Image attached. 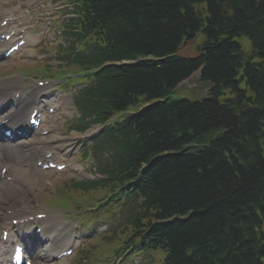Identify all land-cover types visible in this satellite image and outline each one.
Wrapping results in <instances>:
<instances>
[{"label":"trees","instance_id":"trees-1","mask_svg":"<svg viewBox=\"0 0 264 264\" xmlns=\"http://www.w3.org/2000/svg\"><path fill=\"white\" fill-rule=\"evenodd\" d=\"M80 14V39L110 30L123 56L162 58L120 72L103 95L111 110L160 101L135 133L137 151L157 158L146 205L175 218L160 225L168 264H262L264 0H82ZM196 33L199 57H173ZM195 71L204 95L168 100Z\"/></svg>","mask_w":264,"mask_h":264},{"label":"rangeland","instance_id":"rangeland-1","mask_svg":"<svg viewBox=\"0 0 264 264\" xmlns=\"http://www.w3.org/2000/svg\"><path fill=\"white\" fill-rule=\"evenodd\" d=\"M201 38L196 35L195 39L187 44H185V46L182 48L183 51V56H188V57H192L196 55L195 50L193 51V49L195 48L196 44L200 43ZM181 51V53H182ZM192 55V56H190ZM24 55L21 57L23 58ZM21 62L25 63V64H29V61H22L21 59H19ZM14 62H9L6 64H3L6 66V68H14L13 67ZM29 70H26L25 74H30V72H28ZM38 74L35 70H34V75ZM177 90L181 89L180 91H178V93H173V96H183L186 97L188 99L194 100L197 99L201 96L204 95V93L207 91V85L204 83H201L199 81V76H197V74H193L191 77L187 78L186 80L180 82L179 84H177L176 88ZM68 110L70 109L69 104L67 105ZM132 110H134V108H132ZM68 138V146L73 142L75 135L74 134H68L67 135ZM67 177H62V180L65 179H69L72 178L73 176H79V173L73 174L71 172H68V175H66ZM53 182H52V187H54V182H60V177H57L54 180V175L52 176ZM48 194V193H47ZM44 195H46L44 193ZM62 264H69L67 262L62 263ZM92 264H97V263H92Z\"/></svg>","mask_w":264,"mask_h":264},{"label":"bare ground","instance_id":"bare-ground-1","mask_svg":"<svg viewBox=\"0 0 264 264\" xmlns=\"http://www.w3.org/2000/svg\"><path fill=\"white\" fill-rule=\"evenodd\" d=\"M198 33H196V34H194V36H196ZM193 36V37H194ZM197 74V76H199V72H197V71H195L193 74ZM17 123H19V122H17ZM17 123H12L11 124V126H16V124ZM20 125H21V123H20ZM54 139V138H53ZM49 142H50V140H49ZM33 144V143H32ZM180 147V144L178 145V148ZM32 149V150H31ZM31 149H29L28 151H33V148H31ZM36 150V149H35ZM9 152H13V151H11V150H8ZM27 151V152H28ZM166 156L167 155H169V154H165ZM11 156H13L15 159H20V161H18L19 163H24L25 162V160L26 161H29L30 159H31V154L30 153H28V154H24L23 153V146H17L16 148H15V153H12V155ZM10 156L9 155H7V161H10ZM24 174H26L25 172H24ZM14 194H16V192H15V190L13 189L12 190V188L9 190V195L11 196V198H12V196H14ZM6 203V201L4 200V199H2V198H0V204L2 205V206H4V204Z\"/></svg>","mask_w":264,"mask_h":264}]
</instances>
